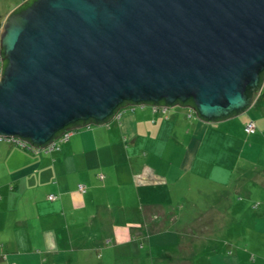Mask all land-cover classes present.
I'll return each mask as SVG.
<instances>
[{
  "label": "water",
  "instance_id": "95a60500",
  "mask_svg": "<svg viewBox=\"0 0 264 264\" xmlns=\"http://www.w3.org/2000/svg\"><path fill=\"white\" fill-rule=\"evenodd\" d=\"M0 68V137L36 149L125 106L223 120L261 91L264 0H23Z\"/></svg>",
  "mask_w": 264,
  "mask_h": 264
},
{
  "label": "crops",
  "instance_id": "0c3cea01",
  "mask_svg": "<svg viewBox=\"0 0 264 264\" xmlns=\"http://www.w3.org/2000/svg\"><path fill=\"white\" fill-rule=\"evenodd\" d=\"M262 105L264 81L257 99L249 108L257 109L254 112L256 129L252 134L243 129L249 121L246 118L249 109L233 117L208 122L200 119L189 107L142 105L125 106L104 124L73 129L68 140L49 153L0 141V264H88L90 259L98 260L90 254L95 255L90 251H95L96 246L86 247L93 238L86 229H110L111 238L125 242L128 234L130 238L135 237L130 229L140 227L141 223L148 226L149 222L154 226L157 223L154 219L158 217H155L156 213L162 211V199L158 192L150 189L155 185L145 187L147 182L162 183V178L154 176V182L152 178L142 177L136 184L137 189L131 184L132 170L136 168L134 161L141 149H145L146 156L148 153L151 156L162 154L155 148L160 140L170 142L175 139L171 148L175 153L178 151L181 172L189 174L191 166L200 164L197 173L206 180L214 170H231L221 164L224 160L218 157L225 137L228 139L226 144L237 146V151L263 148L260 153L264 155V145L259 142L264 125L257 121L262 116ZM172 108L181 109L182 117L169 120L165 113ZM186 118L191 119V130H185L184 140L175 134L174 129ZM240 118L243 121V126H239L242 135L232 127ZM138 139L145 140V145L139 148ZM148 139L151 141L146 142ZM107 147L112 156L116 154L126 163L131 175L127 184L118 185L115 190L118 199L115 201L105 184L99 185L93 180L94 174L98 180L107 179V175L94 172L97 153ZM203 148L209 152L206 158L200 157ZM262 161L254 162L262 165ZM186 175L173 179L181 181ZM79 184L85 186L84 192L78 190ZM50 194L55 195V199H48ZM188 219L181 217V226L185 222L189 224ZM257 219L264 221V218ZM142 233L140 231L139 236Z\"/></svg>",
  "mask_w": 264,
  "mask_h": 264
},
{
  "label": "rangeland",
  "instance_id": "374dc122",
  "mask_svg": "<svg viewBox=\"0 0 264 264\" xmlns=\"http://www.w3.org/2000/svg\"><path fill=\"white\" fill-rule=\"evenodd\" d=\"M21 1L0 0V27L7 14ZM261 108L262 116L257 121L264 125V105ZM180 110L168 109L165 114L169 120H175L180 115L182 117ZM256 110L249 109L246 114L253 123ZM239 126H243L241 118L235 120L232 127L242 135ZM188 128L191 130V119L186 118L174 132L185 140ZM260 135L259 142L263 146L264 132ZM226 140L227 137L218 157L224 160L221 164L231 168L232 172L214 170L206 180L197 173L200 164L191 166L189 174L181 172L178 151L175 153L171 148L175 139L170 142L160 140L154 145L162 154L151 156L148 153L146 156L145 149H141L134 161L136 168L132 170L131 184H135L137 189L136 184L142 177L152 178L154 182L155 177L162 178V183L145 184V187L155 185L150 189L158 192L162 199V211L156 213L160 219L154 226L148 221V226L141 223L140 227L130 229L135 237L127 238L129 240L125 242L111 238L110 229H86V233L93 236L86 247L95 245V251H90L95 255L90 254L94 259L99 258L88 260V264H264V221H257V218H264V158H261L264 155L260 153L263 148L237 151V146L227 145ZM144 143L145 140L138 139L136 144L140 148ZM208 154V150L203 148L200 157L206 158ZM246 156L249 159H245ZM259 159L263 160L262 165L254 162ZM95 161L94 172L107 175V179L98 180L94 174L93 180L96 184H105L112 193L111 199L117 200L115 190L118 185L127 184L131 178L126 163L116 154L112 156L108 147L99 150ZM178 175H186V179L176 182L173 178ZM181 217H187L191 222L181 226ZM140 231L144 233L139 236Z\"/></svg>",
  "mask_w": 264,
  "mask_h": 264
},
{
  "label": "built area",
  "instance_id": "2783aa9c",
  "mask_svg": "<svg viewBox=\"0 0 264 264\" xmlns=\"http://www.w3.org/2000/svg\"><path fill=\"white\" fill-rule=\"evenodd\" d=\"M1 69V68H0ZM255 124L250 120L249 122H247L244 126V131L246 133H254L255 132ZM69 133L70 131H67L65 133H63L61 136H59L57 139H55L51 144L45 146L43 149H36V148H33L29 143H27L26 141H23L19 138H3V137H0V141L2 140H6V141H10L12 143H14L15 145L19 146V147H22V148H26V149H31L33 151H53V150H57L59 149L60 147V144L64 141H67L68 140V137H69ZM99 177L100 178H103L102 175L99 174ZM78 190L81 191V192H84L85 191V186L82 185V184H79L78 185ZM48 199H55V195L53 194H50L48 195Z\"/></svg>",
  "mask_w": 264,
  "mask_h": 264
},
{
  "label": "trees",
  "instance_id": "16d2710c",
  "mask_svg": "<svg viewBox=\"0 0 264 264\" xmlns=\"http://www.w3.org/2000/svg\"><path fill=\"white\" fill-rule=\"evenodd\" d=\"M249 121H250V120H249ZM246 123H247V122H246ZM246 123H245V124H246ZM245 124H244V126H245ZM243 129H244V127H243ZM155 217H157V214H156ZM157 219H160V216H158L157 218H155L154 221H158ZM157 230H158V229H157ZM157 230H156V231H157ZM131 237H133V235H132ZM127 238H130V234L127 235Z\"/></svg>",
  "mask_w": 264,
  "mask_h": 264
}]
</instances>
